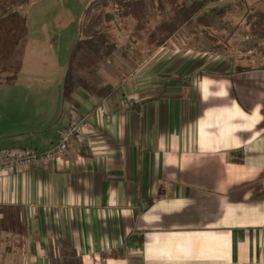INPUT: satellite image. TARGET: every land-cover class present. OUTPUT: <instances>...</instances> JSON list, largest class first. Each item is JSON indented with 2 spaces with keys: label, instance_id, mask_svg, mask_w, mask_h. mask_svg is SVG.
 <instances>
[{
  "label": "crops",
  "instance_id": "1",
  "mask_svg": "<svg viewBox=\"0 0 264 264\" xmlns=\"http://www.w3.org/2000/svg\"><path fill=\"white\" fill-rule=\"evenodd\" d=\"M122 42L70 84L53 134L0 110L2 147L51 149L72 109L94 127L0 175V264H264V64L141 43L128 60Z\"/></svg>",
  "mask_w": 264,
  "mask_h": 264
},
{
  "label": "rangeland",
  "instance_id": "2",
  "mask_svg": "<svg viewBox=\"0 0 264 264\" xmlns=\"http://www.w3.org/2000/svg\"><path fill=\"white\" fill-rule=\"evenodd\" d=\"M105 1H108L107 5ZM147 1L152 2L147 16L130 25V29L122 28L127 25L121 24L123 20L119 18L118 6L113 0H99L91 7L93 0H29L27 5L19 8L22 21L6 14L0 16L2 113L21 123L28 120L41 126L47 122L44 129L49 127L47 134H53L71 106L70 84L77 79L85 80L81 71L91 72L88 67L96 60L88 46L89 38L96 40L91 34L100 30L99 35L110 41L123 40L118 54L122 57L128 55V60H132L129 49L132 43L146 44L151 48L164 45L157 46L161 36L160 32L155 35V31L159 24L174 16L172 6L164 4L165 0ZM159 1H163L161 9ZM217 4L226 10L225 16L216 19V28L208 29L206 34L202 29L198 33L186 29V34L176 33L169 38L165 42L166 48L182 53L190 47L195 51L192 55L199 53L200 56L203 54L200 48L206 46L215 49L207 52L216 53V62L222 60L231 66L238 64L242 69L245 65L251 67L247 63L253 61V67H261L264 64V37L261 39L253 34L247 21L253 15V9L264 10V2L218 0ZM106 28L108 33L103 35ZM14 103H17V112L12 111L11 104Z\"/></svg>",
  "mask_w": 264,
  "mask_h": 264
},
{
  "label": "trees",
  "instance_id": "3",
  "mask_svg": "<svg viewBox=\"0 0 264 264\" xmlns=\"http://www.w3.org/2000/svg\"><path fill=\"white\" fill-rule=\"evenodd\" d=\"M98 1L94 0L90 7ZM262 1L264 2V0ZM28 2L29 0H0V16L6 14L10 17H15L18 13H22L19 8L27 5ZM217 2L218 0H165L164 4L172 6L171 10L174 12V16L157 26L158 29H156L155 35L160 32L161 36L156 42L157 46L165 44L176 33L186 34V29L197 33L202 29L206 34L208 29L216 28V19L225 16L226 10L224 6L218 5ZM105 4L107 5L108 1H105ZM113 4L118 6L119 18L123 20L120 21L121 24L126 23L127 25L122 27L124 29H130V25L137 20L144 19L147 16L148 8L152 6V2L147 0H113ZM162 7L163 1H159V8L161 9ZM258 9H253V15L248 19L247 25L253 34L262 39L264 37V10ZM87 11H85V16ZM98 31L101 32L100 30ZM98 31L90 35L93 38L96 37L95 41H91L90 38L88 40V46L91 48L90 51H92L91 54L96 60L110 56L118 44L117 40L110 41L108 37L100 36ZM102 33L106 35L108 28ZM205 49L211 50L213 48L208 47ZM111 91L112 88L110 87L104 88L105 95L110 94Z\"/></svg>",
  "mask_w": 264,
  "mask_h": 264
},
{
  "label": "built area",
  "instance_id": "4",
  "mask_svg": "<svg viewBox=\"0 0 264 264\" xmlns=\"http://www.w3.org/2000/svg\"><path fill=\"white\" fill-rule=\"evenodd\" d=\"M70 120L59 133L58 142L49 150L39 151L33 147H2L0 146V175L13 173L22 168L36 167L62 159L73 139L80 142L89 141L94 131L87 115L69 110ZM106 120L110 115H105ZM90 142V141H89Z\"/></svg>",
  "mask_w": 264,
  "mask_h": 264
}]
</instances>
